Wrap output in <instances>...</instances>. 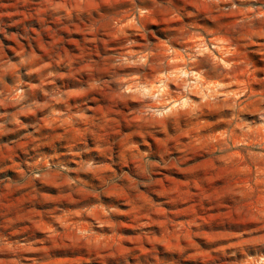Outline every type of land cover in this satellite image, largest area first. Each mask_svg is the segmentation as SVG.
<instances>
[{
	"label": "rangeland",
	"instance_id": "obj_1",
	"mask_svg": "<svg viewBox=\"0 0 264 264\" xmlns=\"http://www.w3.org/2000/svg\"><path fill=\"white\" fill-rule=\"evenodd\" d=\"M0 264H264V0H0Z\"/></svg>",
	"mask_w": 264,
	"mask_h": 264
}]
</instances>
